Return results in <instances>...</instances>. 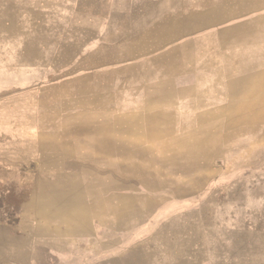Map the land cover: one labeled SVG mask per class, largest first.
I'll use <instances>...</instances> for the list:
<instances>
[{"label": "rangeland", "instance_id": "374dc122", "mask_svg": "<svg viewBox=\"0 0 264 264\" xmlns=\"http://www.w3.org/2000/svg\"><path fill=\"white\" fill-rule=\"evenodd\" d=\"M30 2L0 0V158L63 165H0V264H264V0Z\"/></svg>", "mask_w": 264, "mask_h": 264}, {"label": "crops", "instance_id": "0c3cea01", "mask_svg": "<svg viewBox=\"0 0 264 264\" xmlns=\"http://www.w3.org/2000/svg\"><path fill=\"white\" fill-rule=\"evenodd\" d=\"M31 2L29 3L28 6H42V5H49L48 3H50V5L53 6H57V7H68V6H76L74 4V2H72V0H30ZM33 1V2H32ZM29 2V1H28ZM27 4V3H25ZM56 21V22H55ZM59 20H50L48 19V17H42L39 20L34 21L33 19L29 20L27 23H31V26H24V32L25 34H32L34 37H40V38H45L48 36H53V37H62L63 33L65 32L67 27H63L62 29L58 30L55 29L57 27V22ZM34 33V34H33ZM49 77V74H48ZM70 130L71 134H76L77 131H75V129H77L76 127L72 126ZM61 131L58 132H52L53 134H61ZM79 132V131H78ZM73 140V139H71ZM39 146V147H38ZM38 146L31 148L30 150L25 151V153L23 152H18V154L16 153V150H12V148H9V146L6 148L7 152H3V156H1L0 158V165L2 166H8V167H17V166H26V165H32L31 163H29L27 161V159H29L31 157V155L33 153L38 152V153H42V164H46L48 166H62L63 162L61 163L59 161V157L60 154H57L55 150L50 151L51 153L48 155V149H50L49 147H47L46 145H44V143L42 142V139L40 138ZM47 150H46V149ZM39 154V155H40ZM46 159V160H45Z\"/></svg>", "mask_w": 264, "mask_h": 264}]
</instances>
